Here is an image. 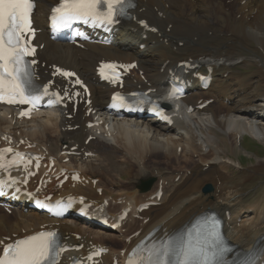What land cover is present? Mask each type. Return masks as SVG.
I'll use <instances>...</instances> for the list:
<instances>
[{
  "label": "bare ground",
  "instance_id": "6f19581e",
  "mask_svg": "<svg viewBox=\"0 0 264 264\" xmlns=\"http://www.w3.org/2000/svg\"><path fill=\"white\" fill-rule=\"evenodd\" d=\"M58 1L38 0L34 18L42 29L37 40L44 45L38 54L44 78L54 72L53 65L76 70L90 84L93 106L100 111L112 92L96 83L95 68L102 59L137 60L147 82L136 72L130 85H151L157 94L164 89L170 69L192 59L202 70L212 68L215 80L207 91L188 95L182 102L183 109L202 98H213L214 102L192 114L182 111L170 127L128 118H114L109 126L104 122L87 127L85 123L93 115L87 117L81 108L71 120L59 112H44L30 121L17 119L13 111L0 113L3 134L27 138L55 156L69 149L63 147L64 143L82 148L78 157L62 163L60 156L59 163L69 170L80 169L89 184L71 186L67 182L59 189L61 195L84 194L96 205L123 196L137 209L160 185L165 191L161 204L144 213L149 221H128L124 234L25 211V202L11 215L0 210V242L12 233L20 237L44 224L58 223L71 240L79 234L85 244L107 243L114 255L129 246L126 237L136 231H141L142 237L153 226L179 225L186 215L211 208L222 214L227 237L240 249L249 250L256 242L264 246V199L247 198L249 194L239 188L232 170L236 168L246 179L264 175V157L252 154L256 159L247 167L239 160L241 151L250 153L243 148L241 135L264 143V0H136V20L119 31L116 46L86 44L84 49L49 38L44 18ZM144 19L158 33L144 32L139 24ZM143 43L146 49L142 52ZM251 64L259 68L247 75L239 72ZM75 125L79 127L71 131ZM89 136L95 139L86 144ZM123 176H129V180L120 182ZM146 178L156 180L155 191L142 193L140 179ZM207 185L212 187L210 192L204 191ZM117 243L122 244L120 249Z\"/></svg>",
  "mask_w": 264,
  "mask_h": 264
},
{
  "label": "snow or ice",
  "instance_id": "6c2138e0",
  "mask_svg": "<svg viewBox=\"0 0 264 264\" xmlns=\"http://www.w3.org/2000/svg\"><path fill=\"white\" fill-rule=\"evenodd\" d=\"M131 6L125 0H59L58 6L52 10L51 20L56 28L67 27L75 20L112 24L117 15H123L125 8ZM34 8L35 0H0V102L9 105L29 104L36 108L44 96L50 95L47 87L36 94L38 90L32 87L33 73L30 70L31 63L35 61L25 60L35 52L25 42V34L32 32L31 14ZM108 67L115 68V65ZM62 75L75 74L63 72ZM76 83L81 81L77 79ZM51 95L57 99L49 100V106L60 102L59 93ZM21 115L29 116L30 111L21 112ZM5 151L11 152L12 149ZM4 186L6 183L0 181V189ZM64 250L58 244L55 233L41 232L5 244L0 250V264H58L60 253ZM225 251L227 249L219 234L210 230L198 232L195 240L189 234L186 239L168 241L150 250L147 257L142 258V264H222Z\"/></svg>",
  "mask_w": 264,
  "mask_h": 264
},
{
  "label": "rangeland",
  "instance_id": "374dc122",
  "mask_svg": "<svg viewBox=\"0 0 264 264\" xmlns=\"http://www.w3.org/2000/svg\"><path fill=\"white\" fill-rule=\"evenodd\" d=\"M239 68H241V67H238L236 70H238ZM257 68H259V67L256 64H253V65L251 64L247 68H244V70L239 69V72L240 73L242 72V74L247 75L248 72L251 73ZM247 139H250L252 143H249L247 141ZM243 144H245V146L248 149L252 150L253 152L264 155V149L262 150V149H259V146L258 147L255 146V145H258L261 143L254 140L253 138L245 137L243 140ZM239 156H240L241 160H244V159L249 160L246 162L244 161L247 165H249L250 163H252L256 159L253 156H250L251 158H248V157L244 156L242 153H240ZM250 159H253V160H250ZM245 163H244V165H245ZM232 170L236 172V173L235 172L233 173V176L237 180V184L239 185V188L242 191H246V193L249 194L247 196V198H251V200H253V201L254 200H262L264 198V175L263 174H256V175L250 177L249 179H246L245 176H239V172L237 173L236 168L235 169L233 168ZM126 180H128L127 176H124V178L121 179L120 182H126ZM254 186L257 188V190Z\"/></svg>",
  "mask_w": 264,
  "mask_h": 264
}]
</instances>
